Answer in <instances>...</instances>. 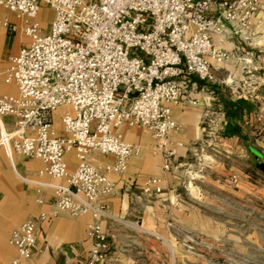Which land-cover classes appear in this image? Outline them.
<instances>
[{
    "label": "built area",
    "instance_id": "obj_1",
    "mask_svg": "<svg viewBox=\"0 0 264 264\" xmlns=\"http://www.w3.org/2000/svg\"><path fill=\"white\" fill-rule=\"evenodd\" d=\"M44 2L53 18L41 32L35 18L38 0H0V8L14 15L20 33L28 37L0 69V80L16 88L14 94L0 95V146L12 166L13 156L37 158L44 163L43 173L60 181L44 184L22 178L49 187L53 196L47 213L30 217L10 232L8 243L15 254L9 264H27L38 224L64 212L90 214L88 251L79 264H100L108 248L100 221L112 217L99 198L113 191L108 175L123 172L140 149L126 142L118 128L149 130L155 150L162 154L161 168L167 171L176 155L167 146L169 134L179 126L170 107L188 99L187 77L212 82L214 68L237 48L220 42L233 35L247 41L263 5L260 0ZM242 61L243 74H250L254 68ZM238 81L235 91H253L249 76ZM61 106L66 109L59 115L57 134L52 114ZM4 116L12 119L10 131L2 127ZM67 151L76 158L73 169L63 156ZM92 153L113 159L96 166L90 161ZM140 188L145 194L162 191L156 176L146 178Z\"/></svg>",
    "mask_w": 264,
    "mask_h": 264
},
{
    "label": "crops",
    "instance_id": "obj_2",
    "mask_svg": "<svg viewBox=\"0 0 264 264\" xmlns=\"http://www.w3.org/2000/svg\"><path fill=\"white\" fill-rule=\"evenodd\" d=\"M254 19L251 34L257 32ZM16 21L11 12L0 9V69L7 65L8 57L27 41L16 32H9V22ZM45 28L43 25L41 31H45ZM212 43L216 44L217 40L212 38ZM220 44L228 49L233 48L234 44L237 48L233 49L230 59L214 68V80L205 82L193 75L188 76L184 90L188 99L170 107V115L179 126L169 134L167 146L173 148L176 155L171 159L167 171L161 168L162 154L155 150L149 130L140 127L119 128L121 137L130 144L139 145L140 149L138 155H132L127 160L123 172L108 175L113 191L99 198L112 217L100 221L108 241L104 260L100 264H184L185 260H197L196 248H204L211 243L205 236L200 237V243H197L199 236L194 232L176 238L172 234L175 227L167 228L163 221L166 208L173 214L183 209L182 204L177 202L179 193L175 192L180 182L171 172L189 152L203 148L235 152L241 146H246L249 153H256L251 144H246L245 137L256 129L254 101L258 98L253 92L245 94L242 93L244 91H235L234 87L243 73L242 66H245L242 58L248 61L250 68H258V72L263 74L264 40H256L252 44L233 35ZM9 93H16L15 86L0 80V95ZM234 101L242 105L235 119L239 135L229 132L230 127L226 126H231L233 122L224 114L226 103ZM63 109L66 107L61 106L52 114L57 134H61L59 115ZM1 123L6 131L13 127L11 117H2ZM63 156L68 169H73L76 165L73 151H67ZM112 159L110 155L99 153L90 156V161L96 166ZM43 168L44 163L40 159L19 156H13L12 166L0 146V264H9L15 254L14 247L8 243L13 228L30 217L50 210L51 189L22 179L44 184L60 182L43 173ZM150 176L160 179L161 193L145 194L141 191L140 185ZM181 213L179 218L185 215L184 211ZM90 221L88 212L77 216H69L65 212L48 216L38 224L36 246L27 264L83 262L88 251L85 231Z\"/></svg>",
    "mask_w": 264,
    "mask_h": 264
},
{
    "label": "rangeland",
    "instance_id": "obj_3",
    "mask_svg": "<svg viewBox=\"0 0 264 264\" xmlns=\"http://www.w3.org/2000/svg\"><path fill=\"white\" fill-rule=\"evenodd\" d=\"M261 3L263 7L254 19L257 32L250 34L248 43L264 40V1ZM38 7L36 21L40 30L44 25L47 31L52 11L44 0H38ZM17 21L9 22V32L28 41L20 33ZM12 24L17 25L13 30ZM245 76L252 81V92L258 98L254 101L256 129L245 137L246 144H251L256 153H249L246 146L235 152L197 149L171 172L180 182L175 192L179 193L177 202L183 209L173 214L166 208L163 222L167 228L175 227L172 234L176 238L194 232L199 236L197 243L204 236L211 241L209 246L195 249L197 260H185L184 264H264V171L259 167L260 163L264 165V70L263 74L257 68L239 75ZM182 211L185 215L179 218ZM178 227H183L182 231Z\"/></svg>",
    "mask_w": 264,
    "mask_h": 264
},
{
    "label": "trees",
    "instance_id": "obj_4",
    "mask_svg": "<svg viewBox=\"0 0 264 264\" xmlns=\"http://www.w3.org/2000/svg\"><path fill=\"white\" fill-rule=\"evenodd\" d=\"M241 106L242 105L239 101H234V102L226 103V108H224V114L227 116L229 121L233 122V124H231V126H226V127H230L229 132L234 133V134L236 133L238 135L240 133L237 129V123L235 122V119L240 114ZM251 150H253V149H251Z\"/></svg>",
    "mask_w": 264,
    "mask_h": 264
},
{
    "label": "water",
    "instance_id": "obj_5",
    "mask_svg": "<svg viewBox=\"0 0 264 264\" xmlns=\"http://www.w3.org/2000/svg\"><path fill=\"white\" fill-rule=\"evenodd\" d=\"M259 167L264 171V165L263 164H259Z\"/></svg>",
    "mask_w": 264,
    "mask_h": 264
}]
</instances>
